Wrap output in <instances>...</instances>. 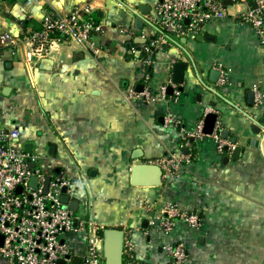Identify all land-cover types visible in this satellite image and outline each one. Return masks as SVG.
Returning <instances> with one entry per match:
<instances>
[{"label":"crops","instance_id":"crops-1","mask_svg":"<svg viewBox=\"0 0 264 264\" xmlns=\"http://www.w3.org/2000/svg\"><path fill=\"white\" fill-rule=\"evenodd\" d=\"M123 1L124 6L117 0H0L4 127L19 130L18 143L24 149L32 144L30 154L46 160L36 167L66 168L75 191L70 202L85 211L77 219L95 225L101 237L109 229L131 231L137 264H168L165 246L177 242L188 245L187 264H264V142L254 129L264 121V45L236 17L247 6H230L225 20L208 23L200 34L167 35L145 67L144 51L129 45L138 37L122 30L145 36L146 43H135L142 48L151 44L162 32L147 18L160 0ZM89 4L102 27L93 51L54 42L47 56L27 59L28 31H39L48 13L67 17ZM141 7L150 13L142 15L146 22L138 29L131 9L142 13ZM4 34L17 45H2ZM178 62L185 65L186 78L176 86ZM212 70L220 72L217 82ZM169 84L182 88L179 96L159 97ZM138 85L153 93L152 101L129 96ZM207 109L228 132L231 146L223 154L206 135L192 140L194 147L182 148V133H194ZM170 118L176 125L167 122ZM180 153L193 159L178 176H163L158 187L132 184L134 166L158 165ZM170 205L198 215L204 228L195 230L178 218L169 232L152 225L166 218Z\"/></svg>","mask_w":264,"mask_h":264},{"label":"built area","instance_id":"built-area-1","mask_svg":"<svg viewBox=\"0 0 264 264\" xmlns=\"http://www.w3.org/2000/svg\"><path fill=\"white\" fill-rule=\"evenodd\" d=\"M117 2L125 5L123 0ZM92 4L75 8L67 17L48 13L39 31H28L31 48L27 59L32 61L36 56H47L54 42L93 51L94 36L102 32V27L93 16ZM232 5L247 6L236 17L241 25L252 28L264 45V0H160L147 22L154 24L162 33L151 44L144 45L145 55H152L162 49L167 35H197L208 23L225 20L229 16L228 8ZM122 33L130 35L132 39L146 38L130 30H122ZM1 43L7 48L17 45V41L9 34L2 36ZM131 52L135 54L136 50L131 49ZM149 64L145 59L143 66ZM143 76L145 81L150 79L145 70ZM225 83V74L222 72L220 84ZM169 85L160 88L159 97H169ZM152 94L147 89L143 93H135L133 89L129 91V96L138 101H152ZM174 94L179 96L180 93L175 90ZM260 100L261 94L256 92V101ZM210 113L213 111L207 109L206 115ZM3 121L0 110V264H57L61 260L65 264H73L75 258H80L86 264H104V241L99 229L95 225L89 227L84 220L75 218L74 211L62 201L64 195L72 198L75 194L73 180L66 168L45 171L36 167L38 158L25 152L23 145L18 143L19 130L6 129ZM167 122L176 125L172 118ZM203 127L204 121H201L194 133H182V148L191 147L189 139L202 138ZM222 133L217 122L210 136L216 142L217 150L223 154L231 145ZM261 134L264 142V121L261 123ZM186 163H191V155L180 153L162 159L158 165L163 170V176H178ZM33 178H37L36 187L32 185ZM164 212L165 219L162 217L159 223H151L164 232L172 229L174 218L183 220L195 230L204 228L202 218L196 214L182 213L173 205ZM75 222H78L77 226ZM130 233L129 230L124 233L123 264H137ZM165 251L168 264H187L188 245L185 242L169 244L165 246Z\"/></svg>","mask_w":264,"mask_h":264},{"label":"water","instance_id":"water-1","mask_svg":"<svg viewBox=\"0 0 264 264\" xmlns=\"http://www.w3.org/2000/svg\"><path fill=\"white\" fill-rule=\"evenodd\" d=\"M133 14L137 16L136 19V26L138 29H141L144 24V18L142 15H148L150 13V10L148 12H144L141 7V12L139 13L133 9H131ZM146 22V21H145ZM188 24V22H187ZM146 39L137 38L135 40V43L137 44H144L146 43ZM186 67L183 63H175L173 66V76H172V84L178 86L182 85L186 78ZM212 81L217 82L220 76V72L212 70L211 71ZM182 88H178L179 91H181ZM144 92V85H138L137 86V93H143ZM175 92V89L173 86H168L167 94L169 96H172ZM254 93L251 92L249 95L250 104H254ZM218 122V115L214 113L208 114L204 119V127H203V134L206 136H210L213 134L216 123ZM257 128V134L261 131V124L257 123L254 126V129ZM224 139L228 138V132L224 131L222 134ZM233 143H236V140H233ZM25 152L32 153V144H28L25 147ZM227 150V149H226ZM240 152V149L238 148L236 150V154ZM31 167H34L33 165ZM162 177H163V170L159 165L155 164H140L137 166H134L132 169V184L135 186H145V187H158L162 184ZM49 182V179L48 181ZM33 187H36L37 185V178H33L32 180ZM64 189V193H65ZM63 203L66 205H69V208L73 210L74 212H77L78 202H70V198L67 195H64L62 198ZM78 222H75V226H77ZM2 237L0 236V245H1ZM103 241H104V259L105 264H123V245H124V232L120 229H109L105 230L103 232ZM80 258H75L73 260V264H81ZM57 264H65V261L61 260Z\"/></svg>","mask_w":264,"mask_h":264},{"label":"trees","instance_id":"trees-1","mask_svg":"<svg viewBox=\"0 0 264 264\" xmlns=\"http://www.w3.org/2000/svg\"><path fill=\"white\" fill-rule=\"evenodd\" d=\"M154 40H156V38H154L152 41H154ZM129 45H130L131 47H135V48H137V50H140L141 53H142L143 48H142L141 46H139V45H137V44H135V43H133V42H130ZM141 56H143V58H145V59H149V55H144V54L142 53ZM152 58H154V57L151 56V60H152ZM190 143H191L192 147H194V142H193L192 140L190 141ZM192 149H193V148H192ZM191 157H192V159H193V155H191Z\"/></svg>","mask_w":264,"mask_h":264},{"label":"rangeland","instance_id":"rangeland-1","mask_svg":"<svg viewBox=\"0 0 264 264\" xmlns=\"http://www.w3.org/2000/svg\"><path fill=\"white\" fill-rule=\"evenodd\" d=\"M39 162L41 163V164H43L44 166L46 165V160H41V161H37L36 162V165L39 167ZM45 168V167H44ZM83 212H85V211H78V212H76L74 215H75V218H78V217H81V215L83 214Z\"/></svg>","mask_w":264,"mask_h":264}]
</instances>
